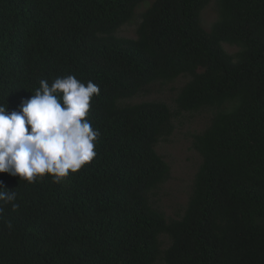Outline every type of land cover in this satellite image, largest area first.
<instances>
[{
    "label": "trees",
    "instance_id": "1",
    "mask_svg": "<svg viewBox=\"0 0 264 264\" xmlns=\"http://www.w3.org/2000/svg\"><path fill=\"white\" fill-rule=\"evenodd\" d=\"M146 1L0 0V105L18 110L41 80L67 75L101 90L89 165L62 183L0 173L15 193L0 201V264H264V0H218L210 30L212 0H153L137 36L119 35ZM184 76L178 111L213 117L194 135L188 206L168 220L150 194L170 173L155 146L173 111L132 101Z\"/></svg>",
    "mask_w": 264,
    "mask_h": 264
},
{
    "label": "clouds",
    "instance_id": "2",
    "mask_svg": "<svg viewBox=\"0 0 264 264\" xmlns=\"http://www.w3.org/2000/svg\"><path fill=\"white\" fill-rule=\"evenodd\" d=\"M100 87L85 85L75 75L40 81L31 98L18 110L0 105V173L19 176L29 183L50 175L62 183L97 156L100 132L89 116ZM15 193L0 188V201L10 202Z\"/></svg>",
    "mask_w": 264,
    "mask_h": 264
},
{
    "label": "rangeland",
    "instance_id": "3",
    "mask_svg": "<svg viewBox=\"0 0 264 264\" xmlns=\"http://www.w3.org/2000/svg\"><path fill=\"white\" fill-rule=\"evenodd\" d=\"M147 0L135 11L133 19L123 25L118 34L126 37H136L141 14L152 3ZM219 16L218 0H212L201 13V23L206 30H210ZM231 54L240 48L236 45L223 44ZM188 81V77H179L166 84L157 83L150 86L132 102L157 100L167 103L173 116L170 122V134L161 138L155 148L170 166L168 178L151 191L152 204L164 212L168 220L179 219L183 216L190 199L196 173L202 163V156L193 147L194 135L203 132L211 123L212 112L201 110L198 112L178 111L175 100L180 89ZM170 244L167 236H162V248ZM154 264H164L159 259Z\"/></svg>",
    "mask_w": 264,
    "mask_h": 264
}]
</instances>
